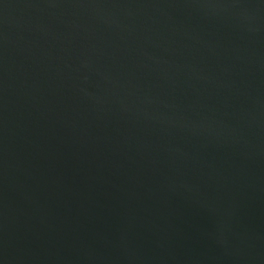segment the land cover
<instances>
[{"label": "water", "instance_id": "water-1", "mask_svg": "<svg viewBox=\"0 0 264 264\" xmlns=\"http://www.w3.org/2000/svg\"><path fill=\"white\" fill-rule=\"evenodd\" d=\"M0 264H264V0H0Z\"/></svg>", "mask_w": 264, "mask_h": 264}]
</instances>
